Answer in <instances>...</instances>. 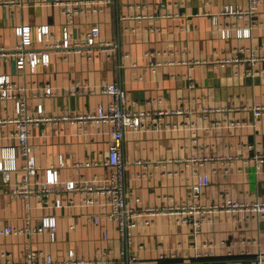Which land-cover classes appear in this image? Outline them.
Wrapping results in <instances>:
<instances>
[{"label":"crops","instance_id":"crops-1","mask_svg":"<svg viewBox=\"0 0 264 264\" xmlns=\"http://www.w3.org/2000/svg\"><path fill=\"white\" fill-rule=\"evenodd\" d=\"M69 1H86L72 20L56 0H0V47L17 45L20 36L14 28L22 24L33 30L49 25V39L61 37L67 27L72 42L82 41L97 25L98 39L108 42L92 52L49 48V63L39 62L35 68L19 69L13 56L0 57V74L8 73L18 84L48 83L54 88L53 95L28 93V111L36 112L42 103L45 116L96 112L98 106L115 101L100 90L102 84L114 82L124 91L128 107L150 114L142 127L126 129L123 136L129 203L178 205L189 197V183L199 171L211 179L200 204L222 203L226 197L241 203L264 200V166L254 157L264 153V115L255 118L251 109L264 105V0L250 16L218 14L221 25L233 22L250 29L248 36L229 38L213 30L212 16L226 3L246 7L247 0ZM80 85L93 91H79ZM12 112L13 100H0V115ZM13 129V124L5 129L9 137L0 144L14 143ZM110 130L109 122L98 120L58 118L32 124L38 177L46 178L49 167L57 165L61 180L108 181L114 172L104 163ZM24 163L19 155L8 183L0 172V260L7 252L21 261L31 247L56 257L72 248L79 256L99 259H115L129 248L146 264H256L264 255V224L253 212H211L200 232L175 213L154 215L149 223L142 217L127 243L118 220L90 219L100 210L82 204L83 192L64 194L65 202L72 203L63 207H41L37 195L13 196L10 188L24 173ZM43 213L57 216L53 240L46 231H1L7 225L33 227Z\"/></svg>","mask_w":264,"mask_h":264},{"label":"built area","instance_id":"built-area-1","mask_svg":"<svg viewBox=\"0 0 264 264\" xmlns=\"http://www.w3.org/2000/svg\"><path fill=\"white\" fill-rule=\"evenodd\" d=\"M110 0H106L108 2ZM64 4V12L73 19L75 12L83 11V4L75 5L72 1L56 0ZM259 0H247V6L242 7L234 3L224 4L212 16L214 24L213 30L218 32L222 38H229L232 35L238 37L248 36L249 28L237 27L232 22L230 25H221L218 22V14L230 17L250 16L256 12ZM15 33L20 36V40L13 49L0 47V57L13 56L17 68L24 69L26 65L35 68L39 63L48 64L50 61L49 48L57 49H84L86 52H92L94 46L101 45L104 47L108 42L98 39L99 27L93 26L87 32L82 41H71V33L67 27H64L61 37L49 39L51 33L49 25L43 24L31 29L28 24L15 26ZM33 32L35 33L33 35ZM255 60L256 57H249ZM193 85V82H190ZM82 92L93 91V88L80 85ZM100 90L114 96L115 101L103 107L98 106L96 112H88L74 116H45L43 115V105L38 103L36 112H29L27 109L26 95L31 93L33 96L53 95L54 88L51 84L45 83L35 86H26L13 81L8 73L0 74V100H13L14 112L1 116L0 115V139L9 137L5 129L14 125L10 136L14 138V143L0 144V172L2 173L3 182L8 183L10 172L18 167V156L25 159L24 173L16 184H12L10 190L13 196L30 197L39 196V205L41 207H63L71 205L72 200L65 202L64 194L70 192H83L86 195L83 198V205H94L100 210V214L90 216L94 222H99L103 217L114 218L119 222V232L121 236L129 243L130 230L138 222V218H144L145 223H149L152 217L161 213L178 214L183 222L190 224L194 231L200 232L203 222L207 216L214 211H231V212H253L258 220L264 224V200L256 199L252 203H241L231 197H226L222 203H215L210 206L198 202L200 194L204 188L210 184V176L205 172H196L189 183L190 195L186 201L180 202L175 206H133L127 200L126 189L124 185V164L121 154V146L124 132L126 129H137L144 125L149 112L146 110L130 108L126 104L125 93L116 83H104ZM70 91L77 92L76 88ZM253 116L264 115V105L255 104L252 106ZM161 113V112H159ZM81 119V120H98L109 122L110 142L108 144L107 155L104 163L114 167L112 177L108 181H99L95 178L89 180L67 179L61 180L59 168L57 165H51L48 169L46 178L41 179L37 175L38 166L32 155V146L30 143V128L42 120L50 119ZM158 122V117H153ZM255 161L264 166V153L256 154ZM194 159V158H193ZM88 164V162H86ZM138 200V199H136ZM29 205V201H25ZM29 216V214H28ZM30 217V216H29ZM57 226V216L54 213H43L39 222L33 227L22 228L16 226H5L1 231L3 233L21 234L24 231L48 232L50 239L55 238ZM106 236V232H104ZM124 255V256H123ZM3 260L0 264H146L140 262L138 254L126 248L122 250L121 256L115 259L86 258L79 256L75 250L69 248L65 256L56 257L54 254L42 248H29L23 260L15 261L10 253L2 252ZM264 263V255H259L256 264Z\"/></svg>","mask_w":264,"mask_h":264},{"label":"rangeland","instance_id":"rangeland-1","mask_svg":"<svg viewBox=\"0 0 264 264\" xmlns=\"http://www.w3.org/2000/svg\"><path fill=\"white\" fill-rule=\"evenodd\" d=\"M57 3H59V2H57ZM61 6H63V8H62V9H63V11H64V7H65V6H64V4H63V3H61ZM62 32H63V31H62Z\"/></svg>","mask_w":264,"mask_h":264},{"label":"water","instance_id":"water-1","mask_svg":"<svg viewBox=\"0 0 264 264\" xmlns=\"http://www.w3.org/2000/svg\"><path fill=\"white\" fill-rule=\"evenodd\" d=\"M264 264V263H263Z\"/></svg>","mask_w":264,"mask_h":264}]
</instances>
